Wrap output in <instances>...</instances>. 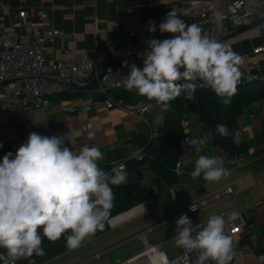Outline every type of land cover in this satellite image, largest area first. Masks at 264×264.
Returning <instances> with one entry per match:
<instances>
[{
	"label": "crops",
	"instance_id": "0c3cea01",
	"mask_svg": "<svg viewBox=\"0 0 264 264\" xmlns=\"http://www.w3.org/2000/svg\"><path fill=\"white\" fill-rule=\"evenodd\" d=\"M191 1L0 0V29L9 26L15 14L21 9L27 10L30 26L37 29L40 22L38 10L43 9L49 14L52 23L68 34L64 38H56L47 42L45 54L49 61L73 56H89L96 58L99 71L109 62L128 61L129 63L134 62L136 65H143V60H127L124 54L116 48L113 42L114 37L117 34L127 33L140 18L157 20L167 15L171 10L179 13L184 7H189ZM203 1L220 4L223 0ZM248 26L250 28L239 32L225 43L241 57L242 62L239 66L250 69L252 72L256 71L258 74L257 79L243 84L244 87H262L264 84V50L253 54L251 58L252 61L260 63L259 70L250 67V60L245 58V54L252 52L258 46H264V19H254ZM237 28L239 27L230 24L229 33ZM119 93L120 90L110 91L114 97ZM137 95L140 96L138 92ZM101 97L96 89L66 88L51 95L48 106L37 107L25 103L20 98L15 113L5 114L0 111V144L3 145L0 147V161L8 152H12L14 155L31 132H37L44 136H62L65 146L74 151H79L84 144L97 147L103 154V158L97 163L105 162L108 155L114 151H122L125 155L134 153L138 149L137 144L133 141L135 134L150 135L152 129L156 131L155 135L158 134V129L163 123V108L155 100L151 111L144 117H133L119 108H105ZM87 105L91 108L86 109ZM184 115L186 133L203 135L206 144L203 148L187 156L190 161L185 162L184 160L181 172L174 170L176 181L172 184L157 182L156 173L150 165H141L143 171L141 183L147 184L152 190L148 200L143 203L147 207L150 204L148 212L153 210L158 212V217L146 223V226L182 210L203 196L225 186L234 185L239 200L235 212L241 218L242 231L234 243L235 255L233 258L247 255L251 260H254L258 254L264 253V99L249 105L238 116V127L235 129L233 139L236 143H244L247 151L235 158L228 157L227 152L213 142L212 133L205 129L199 119L193 101L185 104ZM89 122L94 132L91 137L86 136L83 129V126ZM200 155L220 159L223 166L229 170L230 175L219 182L206 181L203 179V175L193 178L190 173L194 170L195 161ZM231 204L232 200L225 197L201 209L197 213L196 219L208 218L222 209L229 208ZM139 215L115 226H111L107 221V228L100 235L83 242L82 246L77 249H70L41 264H54L63 258L67 259H63L64 262L58 264H70L92 252L114 244L146 227L140 226L131 229H128L129 226L122 227L125 222L135 221ZM175 222L176 220L158 229H161L160 239L158 235L153 234L157 230L150 233L153 236L150 238L148 235L149 242L159 244L169 254L180 251L181 248L175 245V239L168 241L175 235ZM135 241H140L143 246L141 240L136 239ZM131 243L133 241L116 250H122ZM86 246H89L88 251L73 257L70 256ZM117 259L110 264H114Z\"/></svg>",
	"mask_w": 264,
	"mask_h": 264
},
{
	"label": "clouds",
	"instance_id": "9594fccd",
	"mask_svg": "<svg viewBox=\"0 0 264 264\" xmlns=\"http://www.w3.org/2000/svg\"><path fill=\"white\" fill-rule=\"evenodd\" d=\"M160 33L173 34L163 40L146 41L143 67L128 61L124 86L155 100L168 110L170 101L180 97L194 99L196 88L210 87L228 104L235 95L240 78L241 57L213 34L196 23L187 24L171 10L159 24ZM149 32L157 25L149 21ZM185 81V83H178ZM217 133L227 137L226 125L218 124ZM195 146L196 142L192 141ZM3 145L0 144V147ZM103 158L97 147L84 144L79 151L65 146L62 136L31 132L13 155L0 161V254L3 264L44 256L43 238L55 241L69 232L66 244L77 249L83 242L103 231L114 207L113 186L127 183L125 165L107 172L98 166ZM179 167V166H178ZM193 178L219 182L230 175L216 157L200 155L195 161ZM191 211L197 209L192 205ZM238 215L233 211L229 219ZM175 245L186 253L197 252L195 264H230L235 253L231 236L225 232L226 220L211 215L206 223L193 225L183 214L175 222ZM42 229L41 232L38 230Z\"/></svg>",
	"mask_w": 264,
	"mask_h": 264
},
{
	"label": "built area",
	"instance_id": "2783aa9c",
	"mask_svg": "<svg viewBox=\"0 0 264 264\" xmlns=\"http://www.w3.org/2000/svg\"><path fill=\"white\" fill-rule=\"evenodd\" d=\"M177 14L187 24L196 23L205 33L210 31L219 39L229 33L230 24L235 27L248 26L254 19H264V0H223L220 4L192 0L189 7H184ZM38 15L40 22L37 29L30 26L26 9L19 10L10 25L0 29V82L13 80L0 86V111L5 114L15 113L20 98L25 103L37 107L48 106L51 95L67 88L64 84L42 80L41 77L43 76L72 79L86 83L99 72L98 61L96 58L89 56H73L49 61L45 54L47 42L56 38H64L68 34L52 23L49 14L45 10L39 9ZM165 17L166 15L157 20L140 18L127 33L117 34L114 37L113 42L116 48L124 54L127 60H142V57L138 54L145 52L147 48L146 41L150 39L163 40L173 35L170 33L162 34L159 31L158 26ZM149 21H154L157 25L155 32H149ZM262 50H264V46H258L252 52L245 54V58L250 60V67L255 70L260 69V63L252 61V55ZM239 70L241 75L237 85L251 82L258 77L256 71L252 72L242 66H239ZM128 71L129 69L124 66L109 68L96 90L98 93L105 95L103 99L105 108H119L129 116L144 117L151 111L153 101L147 98H138L133 102H126L124 99L116 98L110 94L111 90H128L124 86ZM85 108L90 109L91 106L87 105ZM83 129L86 136L91 137L94 135L90 122L86 123ZM155 134L156 131L152 129L150 136L153 137ZM192 141L196 142L198 150L206 144L203 135L186 133L179 141L178 160L174 166L175 171L181 172L185 158L197 151L195 146L191 145ZM133 156L141 158L142 148H138ZM225 197L232 200L231 206L220 210L215 215H221L225 218V232L231 236L234 246L238 234L242 231V226L241 218L238 215L235 219H229L230 214L237 210L239 200L235 186L228 185L191 202L182 210L176 211L114 244L99 249L70 264H88L94 261L98 264H106L104 258L108 253L136 239L142 241V250L125 260L117 259L114 264H195L198 256L197 252L186 253L185 250L180 249V251L169 254L159 244L150 243L148 235L177 220L183 214L190 218L193 225L206 223L208 218L197 220V213ZM192 205L197 209L196 211L190 210ZM148 211L146 204L141 202L111 216L108 222L111 226H115ZM173 239L174 237L168 241L170 242ZM206 264H214V262L208 261ZM230 264H264V253L258 254L254 260H251L247 255L233 258Z\"/></svg>",
	"mask_w": 264,
	"mask_h": 264
},
{
	"label": "trees",
	"instance_id": "16d2710c",
	"mask_svg": "<svg viewBox=\"0 0 264 264\" xmlns=\"http://www.w3.org/2000/svg\"><path fill=\"white\" fill-rule=\"evenodd\" d=\"M178 83H185V81H179ZM100 95L102 96L101 98H105V95ZM116 98H122L126 102H133L138 98L146 97L141 95L138 97L136 90L133 89L131 91L120 90ZM223 99L218 98L211 88L200 87L198 84L194 99L191 101L194 102L199 119L204 124L205 129L212 133L213 142L221 146L227 152L228 157L235 158L247 151L244 143H236L233 139L235 129L238 127V116L249 105L260 99H264V84L262 87L255 86L251 88L244 87L243 84L237 85L236 93L230 98V102L225 104ZM187 102L189 100L185 99L183 94L169 102L170 106L168 110L163 109V123L158 129L157 135L151 137L146 134H135L133 136V141L137 144V148H142L141 158L133 156V153L125 155L122 151H114L108 155L105 162H98V166L109 173L113 167L124 164L125 170L128 173L127 183L118 187L113 186L115 200L109 217L130 208V205L132 207L148 200L152 190L147 184L141 183V179L143 178L141 165H150L156 173L157 182L172 184L176 181L174 166L178 160L179 141L186 134L184 112ZM218 124L228 127L229 135L227 137L217 133L216 126ZM106 228L107 222L105 223L104 230L97 231L92 237L100 235ZM38 231L42 235V229ZM68 234H70V230L55 241L43 238L42 247L45 251L44 256L33 255L29 259L22 258L16 264H41L70 250L67 247L65 238ZM90 238H87L85 241ZM0 254H6V250L0 248ZM0 264H3V262L0 261Z\"/></svg>",
	"mask_w": 264,
	"mask_h": 264
},
{
	"label": "rangeland",
	"instance_id": "374dc122",
	"mask_svg": "<svg viewBox=\"0 0 264 264\" xmlns=\"http://www.w3.org/2000/svg\"><path fill=\"white\" fill-rule=\"evenodd\" d=\"M187 161L188 162L190 161L189 157H187L185 159V162H187ZM148 208H150V204L148 205ZM157 214H158V212H155L153 210V211H150L148 213L139 215L138 218L135 219V221L125 222L124 224H122V227H124V226L128 227L129 226L128 229L137 228V227H140V226L144 227V226H146V223H148L149 221L157 218L158 217ZM153 234H155V236L158 235V238L160 239L161 238V229L157 230ZM153 234H151V235L149 234L150 235L149 237L152 238ZM142 247L143 246L141 245L140 241H135V242L133 241V243L129 244L128 246H126L122 250L120 249V250L112 251V253H110L109 255L105 256L104 260H105L106 264L113 263L114 260L117 259V258L120 259V260H124L127 257H129L130 255H132L133 253L138 252L139 250H141ZM88 249H89V246L80 248L77 251H75L74 253H72L70 256L73 257V256H76V255L83 254L84 251H88ZM63 259L65 260L67 258H63ZM63 259L58 260L59 262L58 261L54 262V264H58V263L64 262ZM88 264H98V262L94 261V262H90Z\"/></svg>",
	"mask_w": 264,
	"mask_h": 264
},
{
	"label": "water",
	"instance_id": "95a60500",
	"mask_svg": "<svg viewBox=\"0 0 264 264\" xmlns=\"http://www.w3.org/2000/svg\"><path fill=\"white\" fill-rule=\"evenodd\" d=\"M250 28V26H241L237 28L236 30L224 35L223 37L219 38L218 40L222 42L228 41L230 38L238 34L239 32L246 30ZM113 66H123V62H109L107 63L90 81L86 83H81L72 79H59L55 77H47L43 76L41 77L42 80L55 82L59 84H64L67 88L75 89V90H92L96 89L99 85V82L102 80L103 76L106 74L109 68ZM137 67L142 68L143 65H137ZM13 80H7L4 82H0V86L7 84ZM210 88V87H208Z\"/></svg>",
	"mask_w": 264,
	"mask_h": 264
}]
</instances>
